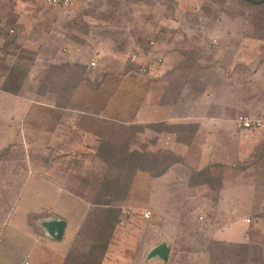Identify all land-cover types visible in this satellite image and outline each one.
I'll use <instances>...</instances> for the list:
<instances>
[{
    "label": "rangeland",
    "instance_id": "obj_1",
    "mask_svg": "<svg viewBox=\"0 0 264 264\" xmlns=\"http://www.w3.org/2000/svg\"><path fill=\"white\" fill-rule=\"evenodd\" d=\"M23 4L25 25L19 34L27 40L20 60L33 68L24 79L15 75L16 81H29L28 96L34 84L45 98L49 87L54 88L58 99L66 78L80 72L75 65L84 61V81H72L71 86L79 85L71 94L72 99L87 102L75 105L86 113L72 114L83 117L82 129L119 152L114 163L95 153L64 154L62 147L51 145L46 117L55 114L52 109L29 100L7 108L9 115L13 109L29 112L25 122L16 115L17 121L2 122L0 130V150L12 152L0 166L7 195L15 197L9 209L27 208L40 183L41 195L33 202L40 205V212L31 213L27 222L42 234L37 222L41 217L55 213L65 218L64 238L52 241L61 244L58 264H82L110 208L119 210V221L105 232L109 245L103 264H143L162 237L172 244L170 260L147 264H264V131L256 134L254 129L245 145L230 148L222 133L208 140V130L185 120L209 115L264 117V3L71 0L64 7L23 0ZM135 53L139 62H147L146 73H141L144 63L132 62ZM177 138L194 140V147L176 143ZM127 150L167 153L179 167L159 177L139 173L130 182L128 161H121ZM53 165L52 173L60 176L55 181L47 171ZM48 179L61 184L55 197L67 203L61 199L49 206L53 186ZM155 179L166 181L158 190L171 194L152 199L148 193ZM191 180L198 183L190 184ZM70 194L85 202L72 201ZM80 203L87 209L81 207L80 212ZM226 203L231 216L225 214ZM145 210L152 216L143 226ZM176 215L177 219L170 218ZM170 220L171 225L165 224Z\"/></svg>",
    "mask_w": 264,
    "mask_h": 264
},
{
    "label": "crops",
    "instance_id": "obj_2",
    "mask_svg": "<svg viewBox=\"0 0 264 264\" xmlns=\"http://www.w3.org/2000/svg\"><path fill=\"white\" fill-rule=\"evenodd\" d=\"M31 5L33 6V4ZM23 7H24L23 0H0V130L3 126L2 122L6 124L9 119H10L9 123H11L12 121L15 122L17 121L16 118L18 115L22 117L21 122H25L27 115L29 116L28 110L27 112H24L22 110L16 111L15 109H13V111L11 110L10 115H9L7 112L8 107L17 108L19 104L22 105V102L24 100H29L30 102H37V103L47 106L48 108L52 109L53 112H55V114L53 113L54 115L50 114L46 117L47 122L49 124L48 130L50 133V138L51 140H53L51 142V145H53V147H55L54 145H56L58 148L62 147L60 151L64 154L65 153L72 154L73 152L77 155L78 154H83V155L84 154H94L99 147L101 137L92 131L87 132V130L82 129V126H81L82 123L80 124V122L84 121L82 120L83 117L81 115L72 114V112H79V113L82 112V114L83 112L86 113L85 111H82V109H77V108L75 109V105L80 104L84 106L87 104V102H81L79 100L71 98V100L69 99L67 103L59 104L58 100L54 96V93H55L54 91H51L49 89L51 92H48L47 94H45V95H48L45 98V96L40 95L41 94L39 92L40 90L33 83H32L33 85L31 86V88H33L34 92L32 93V95L28 96V94L25 91L27 87L26 84L29 83L27 79L21 84V87L19 88L18 91H15V90L8 91L5 88L8 82L9 72L13 67L22 66L23 69L27 70V74H29L28 76H30L32 72V68H33V65H31V63L28 64L19 59L20 52L23 49V47H25L24 41L25 39L27 40V37L24 34H19L20 29L22 30L25 25L23 21V15H24ZM31 9L33 10V8ZM76 54L77 53L74 52L72 57L74 58ZM71 61H68V62L71 63ZM79 62L81 64H84V61H79ZM28 85L30 86V84ZM8 99H11L10 100L12 102L11 104H8L9 102ZM89 106L93 107L92 104H89ZM30 113L32 114V110H30ZM261 118H264V117L262 116ZM185 120L188 121L187 123L198 124L197 127L200 129L208 130V134H207L208 140H211L210 137H216L217 135L222 133V135L224 136V140L230 144V148H232V146L237 147L238 145L239 147L240 145V147H242L243 145H245L247 140H244V139L248 138L250 136L249 132L254 130V129H244L240 127L237 122V118L233 119L231 115H209V116H202V117H190ZM77 130H79V134L81 138L79 141L80 142L79 144L77 143V139H76V134L78 133ZM255 130L257 132L256 134H260V132L264 131V127L255 129ZM82 131L84 132V135H85L83 138L81 135ZM174 135L177 136L178 134L175 133ZM93 140H94L93 144H95V147L92 146ZM177 140L178 138L175 140L176 143L184 144L189 149H192L194 140L192 142L189 139L186 142H183L182 140H180L181 142H178L179 140L178 141ZM206 145L208 146V144L206 143L204 144V147L202 150L203 152L206 148ZM73 148L74 149L79 148V149L74 150ZM225 149L228 152L229 149H227L226 147ZM229 151H230L229 157H231V150ZM11 154L12 152L8 151L7 149L4 151L0 150V166L2 164L1 161H7L10 159ZM240 159H241V156H240ZM54 167L55 166L53 165L51 166V168L47 169V171L52 175L50 178H52L53 181L60 179V176L58 174L52 173V171H55ZM174 167H179V165L178 164L173 165L171 167V170L174 169ZM183 169L187 170V167L183 166ZM204 170L205 169H203L202 171ZM168 171H170V169ZM1 181L2 180H0V264H27V263L28 264H58L60 261V257H61V255L58 254V251L62 253V251L60 250L61 247L59 246L61 244H56V242H52V241H60V240H54L52 238L45 236L43 233L41 234L40 232H38V230L34 228L32 229L31 224L27 222L29 215L31 213L32 214L37 213L39 215L40 205H38V203H36V205H33V202H34V197H37L36 199L39 200V196L41 195L40 183H38L37 188L32 191L31 193L32 201L28 205V207L24 208L23 210L15 211L13 209L14 208L13 206L11 207V209H9V204H11L15 200V197H13L14 194L11 196H8L7 195L8 185L4 183L2 184ZM189 182L190 184L198 183V181H193V180ZM152 183H151L149 193H148V195L151 196L152 199L155 196H160V197L167 196V193H169V190L167 189L158 190V188L160 187H166L165 186L166 181H163V180L156 181L155 179ZM48 184H51L53 186L50 192V199H52V201H51V205L49 206L51 207L55 206V204L58 203V200H61V199L65 203H67L63 197L60 199H57L55 197V195L57 196V192L58 193L61 192V189L58 188V187H61V184L53 183V182L51 183L49 179H48ZM67 184L68 182L65 183V185ZM2 187L4 189L3 194L1 191ZM238 195L240 196V194ZM241 197L242 195L240 196V198ZM80 198H77V197L73 198L72 194H70V199L74 202L84 201V199L80 200ZM150 203L153 204V201H151ZM225 206H227L226 208H224L225 214H227L228 216H231L233 214L231 212L232 209L230 208L231 205L230 204L228 205L226 203ZM79 207H80V210H79L80 212H82L81 207H83V209H87L86 205L82 206L81 203ZM67 208L68 207H66L65 209ZM150 209L151 210L155 209V207L152 206L150 207ZM62 211L66 212L65 210H62ZM44 212H51V211L49 210V211H44ZM155 214H159V212L158 213L156 212ZM48 216L60 217L56 215L55 213L49 214ZM48 216H44L41 218H45ZM37 218H39V216H37ZM60 218L65 220L64 217H60ZM150 218L143 217V221L141 222L142 225L145 226L146 220L147 222H149ZM170 218L177 219L178 217L176 215L174 217L170 216ZM171 221L172 220L166 221L165 224L169 223L171 225L172 224ZM66 227H67V221H66ZM174 227L177 228V222L175 223ZM46 238L50 240L48 241ZM167 238L162 237L160 241H158L157 243L155 242L151 246V248L148 250V252L154 246L159 244L162 240L166 239L170 245V253L168 257L170 260L173 248L171 246L172 244L170 243L169 238L168 239ZM55 255H57V257L53 259ZM153 260L157 261L158 263H167L168 261L167 260L166 262H163L159 259H151L147 263ZM147 263H144V264H147Z\"/></svg>",
    "mask_w": 264,
    "mask_h": 264
},
{
    "label": "trees",
    "instance_id": "obj_3",
    "mask_svg": "<svg viewBox=\"0 0 264 264\" xmlns=\"http://www.w3.org/2000/svg\"><path fill=\"white\" fill-rule=\"evenodd\" d=\"M247 3L253 4V5H260L264 3V0H243ZM23 58L22 55L19 57V59ZM75 67L80 68V72H72L66 79L67 81L63 85L62 89L60 90L59 98L57 99L59 104L67 103L69 99L71 100L72 92L74 89L78 87L79 84H81L83 80V75L86 70V66L84 64L78 63L75 65ZM27 73V70L23 69L22 66H16L13 67L9 72L8 82L5 86V88L10 90L18 91L21 87V84L23 83L24 74ZM80 74V76H79ZM15 75L17 77L21 78L22 80L19 82L16 81ZM79 77V78H78ZM77 80V84L71 86L72 81ZM51 91H55L54 88L49 87ZM178 134V133H177ZM179 135V134H178ZM180 136V135H179ZM179 140H182L180 138ZM116 146L110 144V142H104L101 141L98 147V150L95 152L94 155L98 156L99 158L103 159L104 161L108 163H114V159H117L115 157L116 154H119L117 149H115ZM126 150V149H125ZM147 151V150H145ZM121 161H128L127 166V177L130 182H132L133 178L137 176L139 173H149L154 177H159L165 174L173 165L178 163V160L173 159V157L167 153L159 152L156 155H152V153L149 152H143L138 150L133 151H125V155H123ZM109 216H107L105 220V224L102 226V230L99 231V238L93 242V244L90 246L87 254L83 257L82 264H103L104 259L106 258V253L108 251V245L109 240L108 238H104L105 232L107 229L113 230L114 226L117 224L118 220V209L110 208ZM169 261V258H168ZM167 261V262H168Z\"/></svg>",
    "mask_w": 264,
    "mask_h": 264
},
{
    "label": "water",
    "instance_id": "obj_4",
    "mask_svg": "<svg viewBox=\"0 0 264 264\" xmlns=\"http://www.w3.org/2000/svg\"><path fill=\"white\" fill-rule=\"evenodd\" d=\"M38 225L42 233L54 240H61L66 230V221L57 216H48L40 218ZM170 253V245L166 239L162 240L159 244L154 246L146 255L143 264L151 259H159L163 262L168 260Z\"/></svg>",
    "mask_w": 264,
    "mask_h": 264
},
{
    "label": "built area",
    "instance_id": "obj_5",
    "mask_svg": "<svg viewBox=\"0 0 264 264\" xmlns=\"http://www.w3.org/2000/svg\"><path fill=\"white\" fill-rule=\"evenodd\" d=\"M44 1L47 4L53 5V6L67 7L71 4V0H44ZM11 32H13V31H11ZM139 57L140 56L135 53L131 56V60H132V62H138L139 65L144 63L142 68H141V73H146L147 69H148L147 62H142V61L139 62V60H140ZM159 61H160V59H159ZM94 64L95 63H92V65H94ZM237 122H238L239 126L244 128V129H259V128L264 127V118H261V117H252L249 115H243L237 119ZM151 216H152V212L150 210L144 211V213H143L144 218H150Z\"/></svg>",
    "mask_w": 264,
    "mask_h": 264
}]
</instances>
